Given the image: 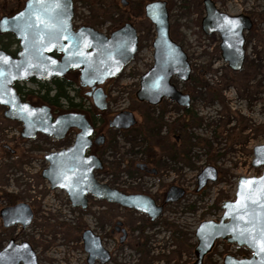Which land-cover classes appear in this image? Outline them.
Returning a JSON list of instances; mask_svg holds the SVG:
<instances>
[{"label": "rangeland", "instance_id": "rangeland-1", "mask_svg": "<svg viewBox=\"0 0 264 264\" xmlns=\"http://www.w3.org/2000/svg\"><path fill=\"white\" fill-rule=\"evenodd\" d=\"M72 1L76 15L92 26L101 25L108 30L125 17L115 0ZM129 1L128 10L136 15L139 51L134 63L112 84L110 114L128 108L135 113L137 126L125 133H108L106 177L100 181L110 184L119 178L127 184V173H133V164L152 158L163 185L175 184L185 189V197L168 205L154 223L143 215L104 202H91L85 212L74 210L65 195L50 191L40 176L46 167L42 158L66 146L68 139L58 144L37 138L20 148L14 145L24 160L0 151V210L25 203L34 216L25 229H5L0 220V250L15 240L29 243L39 264H86L81 234L91 230L103 239V246L111 253L109 264H192L194 231L199 223L220 218V206L234 199L239 177L262 174L264 168H253L251 162L252 149L264 144V0H211L219 11L249 16L253 21V28L245 34V61L239 73L232 72L220 59L219 40L207 38L201 31L203 0H163L168 2L170 27L183 41L192 70L188 83L175 82L190 95L187 114L167 100L161 107L148 108L133 99L139 76L152 59L155 31L143 17V6L151 0ZM15 4L16 0H0V18ZM17 49L14 45L10 51ZM36 89L31 83L29 90ZM74 101H78L76 96ZM2 112L4 108L0 107V116ZM18 136V124L0 118V148L17 143ZM207 166L217 169V181L196 194V177ZM117 222L128 231L123 245L108 236ZM221 250L217 247L204 264H220Z\"/></svg>", "mask_w": 264, "mask_h": 264}, {"label": "water", "instance_id": "water-1", "mask_svg": "<svg viewBox=\"0 0 264 264\" xmlns=\"http://www.w3.org/2000/svg\"><path fill=\"white\" fill-rule=\"evenodd\" d=\"M124 5V0H121ZM204 17L201 30L205 36L218 34L220 37V56L233 72H240L245 60V33L252 28V21L245 15L231 16L219 11L211 0H203ZM144 17L154 27L155 38L152 43L153 67L141 76L140 87L136 98L143 101L149 93L157 95L161 100L168 99L187 107L189 97L182 95L171 83L172 76L177 75L182 81L189 79L190 67L181 46L170 36V23L167 3L155 0L144 5ZM72 0H27L23 9L12 17L2 16L0 34H10L18 45L14 56L0 49V107L4 108V118L22 126L21 137L34 139L37 134L52 137L55 140L65 138L70 129L79 131L71 146L51 152L45 156L47 167L41 177L51 191H63L72 208H85L87 196H91L107 204H115L128 210L143 213L151 221L157 219L162 207H156L153 200L144 196H126L105 184L99 183L94 171L99 169V159L85 157L89 147L91 126L85 117L77 113H65L54 119L46 108H37L23 102L18 95L15 84L30 80L49 82L70 70H80V82L84 86L101 85L106 80L116 78L133 60L137 53V34L131 24H125L110 36H104L91 28L73 30ZM225 18L236 21L235 27H228ZM44 21L49 26L46 27ZM53 52L61 53V59L51 56ZM161 63V78L156 76ZM98 108H104V95L97 90ZM158 99L153 101L156 104ZM137 121L131 112L116 114L109 122V127L116 130H128ZM264 144L252 149L253 168H264ZM218 171L207 166L197 175L196 192H200L207 184L215 183ZM264 178V169L259 177H239L236 192L232 201H224L221 205L222 215L217 221L203 220L194 231L196 245L195 260L192 264H203L205 256L210 253L216 241H225L238 247H246L251 255L236 258L225 255L222 264H264V252H260L247 237L240 232L248 227L244 220L237 218L242 212L237 201L244 203L240 193L241 180ZM252 187L245 185V194ZM259 188V185L256 186ZM185 195L181 187L169 188L166 203H176ZM231 205L232 207H228ZM254 206L249 205L250 210ZM257 212L260 210L257 208ZM250 217H245L247 220ZM3 228L15 226L27 228L33 220L29 205L19 203L0 210ZM121 225V223H118ZM260 225L256 226L259 236ZM84 252L87 264H107L110 261L108 251L101 240L91 230L83 232ZM125 235V231H123ZM124 239V238H123ZM121 240V242L123 241ZM0 264H39L37 255L27 242L18 243L10 240L0 250Z\"/></svg>", "mask_w": 264, "mask_h": 264}, {"label": "flooded vegetation", "instance_id": "flooded-vegetation-1", "mask_svg": "<svg viewBox=\"0 0 264 264\" xmlns=\"http://www.w3.org/2000/svg\"><path fill=\"white\" fill-rule=\"evenodd\" d=\"M26 1L27 0H16V4H15L14 8L8 10L4 15L9 17V18L14 16L20 10L23 9ZM153 1H155V0H153ZM115 2H116V7L118 8V10H121V12L123 11V13H125V17L122 18V19H119L114 24H111V26H110V28L108 30L103 29V27L101 25H99V26H94L93 25L92 26L90 24L84 23L82 21V19L78 15H76L75 12H73V19H72L73 30L77 31V30L83 29V28H91V29L95 30L96 32L101 33L104 36L108 37L111 34L117 32L119 29H121L125 24H131L133 26V28L135 29V32L137 34V47L138 48H137V53L135 54V56H136L138 54V51H139V37H138V33L136 31V24H137L136 15L130 13L129 10H128L130 5H131L129 0H124V3H125L124 5L121 3V0H115ZM166 3H167V10H168V2L166 1ZM143 8H144V6H143ZM143 14H144V10H143ZM239 15H242V14H239ZM235 16H237V15H235ZM247 17H249V16H247ZM202 19H201V21H202ZM75 22H78V25H76ZM200 28H201V22H200ZM252 28H253V21H252ZM205 37H207V38H216L217 40H219V45H220V37H219L218 34L215 33V34H212L210 36H205ZM179 42L180 43H177V42L176 43L179 44L181 46L182 50H183L185 48V45H183V41L181 39H179ZM152 43H153V41H152ZM151 47H152V44H151ZM244 49H245V42H244ZM219 52H220V50H219ZM184 53H185V55L187 57V63L189 64V67H190V63L188 61V55H187V53L185 51H184ZM245 54H246V51H245ZM152 55H153V49H152ZM152 55H151V57H152ZM51 56L53 58H55L56 60H60L62 55H61V53L53 52L51 54ZM135 56H134V58H135ZM134 58L131 61V63L116 78L106 80L101 85H95L93 87L84 86L80 82V78H81L80 70H70V71H68L66 73H63L60 77H56V78L52 79L51 81L56 80V79L64 78V79L73 81L75 83V85H73V86H71L69 88L70 89V93H72V97H74V96H76V94H78L81 97V99H78L77 102L74 101V103H76V107H74V108H70L64 103L58 109L57 108H53V107L42 106V105L37 104L36 102H32L31 103V105L34 106V107L46 108L48 110V112L51 114L53 119L56 116H59V115L65 114V113H77V114H81V115H83L85 117V119L87 120L88 124L91 126V136L89 138L90 139V143H89V147L87 148V150L85 152V157H92V158H95V159H99V161L101 163V166H100L99 169L94 171V176H95V179L101 184H104V183L102 181H100V178L106 177L105 176L106 175L105 174L106 171H105V167H104V160L107 157V152L105 151V145H106L105 143H106V139H107L108 133H110V132H122V133H125V132H127V131H129L131 129H134L137 126V123H136L135 126H133L132 128H130L128 130H122V129L121 130H116V129H113V128L109 127V122L113 119V117L116 114H119V113H122V112H131L134 115V118L136 117L135 113L132 110H129L128 108L125 109V110H121V111H119L118 113H116L114 115L110 114V106L112 104V100L110 99V96L112 94L111 93L112 84L115 82V80L117 78H119L123 74V72L130 65H132L134 63ZM220 59H221V56H220ZM153 65H154V62H153V57H152L150 65L148 66V68H146V70L139 76L138 88L133 93V99H135V101L137 103L144 104L148 108L161 107V103L162 102H164L165 100L170 101V100L164 99V98L161 100L160 98H158L157 95H154L152 93H149L147 98L145 100H143V101H141V100L136 98V93L138 92L139 87H140L141 76L144 75L145 73H147L153 67ZM191 73H192V70H191V67H190L189 79L187 81H182L177 75L172 76V78L170 80V83L182 95H187L189 97V103H188L187 107H182L179 104L170 101L172 103H175L177 106L181 107L182 111L185 114H187L188 111H189L188 107L190 105L191 98H190L189 94L182 92L181 89H179V87L175 84V82H178L180 84L188 83L190 81V79H191L190 78ZM234 73H239V72H234ZM160 74H161V63H160V66H159V70L156 73V76H160ZM160 78H161V76H160ZM51 81H49V82L51 83ZM97 90H100V92L104 95V108L103 109L98 108V106L96 105V100L98 99ZM50 95L52 96L53 92H51ZM157 99H158V102L156 104H152V102L157 100ZM3 117H4V115H3V112H2L0 118H3ZM20 127H21V125L18 124L19 136H18L17 139H15V141L17 140L18 144L17 143L12 144V145H5L4 144L0 148V151L3 154L8 152L9 154L14 156L19 161L21 160L22 155L20 154V150L19 149H15L14 148V145L15 146L18 145V147H19L20 145L24 144L25 142L33 141V140H35L37 138L51 140L52 142H55V143H58V144L59 143H63V142H65L68 139V144L66 146L59 147L56 150V151H58V150H61V149H66L69 146H71L73 144V142H74L75 137L79 133V131L76 130V129H70L67 132L65 138L62 139V140H55L52 137H46V136H43V135H40V134H37V136L34 139H23L21 137L22 127L21 128ZM69 140H70V142H69ZM51 152H49V153H51ZM53 152H55V151H53ZM48 154H46V155H48ZM45 156L42 159H43L44 163H46V167H47V162L45 161ZM25 159L29 160L30 157L26 155ZM154 166H155V159H152V158L148 159L147 161L140 162V163H134L133 167L131 169L133 173H129V174L127 173V177H128V179H127L128 183L127 184L121 182V180L119 178H115L112 181V183L105 184V185H107L109 188H111L113 190H116L117 192H119V193H121L123 195H126V196H144V197L150 198L151 200H153V202L155 203L156 207H160V208L162 207V212H161L160 216L157 219H155L154 221H151L150 217L148 215L143 214V213H139V212H136V211H133V210H128V209H125V208H123L121 206H118V205H115V204H108V205L117 206V207L123 209L124 211H126L128 213H132L134 215L135 214L143 215L145 217V219L149 223H154L155 221L160 220L162 215H163L164 209L168 205L174 204V203H166L165 201L167 199V194H168L169 188L172 187V186H176V185L172 184V185H169L168 187H165L166 185H163L162 176L160 175L159 170L156 167H154ZM42 171H43V169H42ZM42 171H41V173H42ZM41 173H40V176H41ZM206 186L203 189H201L200 192H196V189L194 190V192L196 194H200L206 188ZM177 187H179V186H177ZM196 188H197V180H196ZM183 190L185 191V189H183ZM58 191L62 192L65 195L66 200H67V202L69 204V201H68V198H67L66 194L63 191H61V190H58ZM185 195H186V191H185ZM185 195H184V197H185ZM91 202H95L97 204V203H101V202H104V201L98 200V199L93 198L91 196H87V203L85 205V208H81V207L72 208L71 206L70 207L72 209H74V210H79L80 212H85L87 210V208L90 207ZM104 203H106V202H104ZM8 207H10V206H8ZM118 223H120V222H117L115 224V226H113L112 228L109 229V231H108L109 235L108 236H112V238L115 239L120 245H123L127 241L129 235H128L127 228L122 223H121V225H118ZM84 231H86V230H84ZM123 231H125V235H123ZM83 232H82V234H83ZM82 234H81V242H82V248H83L84 241H83V235ZM96 236H98L100 238L102 246H103V239H101V237L99 235H96ZM122 239H123V241L121 242ZM217 247H220L222 249L218 258H221L225 253H229L228 251H230L231 253L233 252L231 255L236 257V258L249 257L251 255V252L246 247H236V249L230 250V245L226 244L225 241H216L214 246H213V248H212V250L210 251V253H208L205 256L204 260L207 259L210 255H212ZM108 253L110 255V261L107 264H109L111 262V259H112L111 253L109 251H108ZM193 253H194V248H193ZM222 261H223L222 258H221V260H218V262L220 264H222ZM86 264H87V262H86ZM95 264H99V262L96 261ZM203 264H204V261H203Z\"/></svg>", "mask_w": 264, "mask_h": 264}, {"label": "trees", "instance_id": "trees-1", "mask_svg": "<svg viewBox=\"0 0 264 264\" xmlns=\"http://www.w3.org/2000/svg\"><path fill=\"white\" fill-rule=\"evenodd\" d=\"M170 36L174 41L180 43L177 37L174 35L172 27H170ZM4 39H7V41L3 42ZM14 45H17V41L10 34H0L1 50L14 56L16 51H10V49ZM30 82L37 86V89L35 91L28 90L26 92H23L21 87H19L18 85L14 86L17 93L22 97V100L24 102H26V100H29L31 103L36 102L39 105L57 109L60 108L63 103L70 108L76 107V103H74V97H70L69 89L71 86L75 85L73 81L61 78L53 80L51 81V83H40L36 82L35 80H31ZM51 92H53L52 96L50 95ZM76 97L77 99H81L78 94H76Z\"/></svg>", "mask_w": 264, "mask_h": 264}, {"label": "snow or ice", "instance_id": "snow-or-ice-1", "mask_svg": "<svg viewBox=\"0 0 264 264\" xmlns=\"http://www.w3.org/2000/svg\"><path fill=\"white\" fill-rule=\"evenodd\" d=\"M41 23H45L43 20ZM225 24L228 27H235L236 21L228 20L225 18ZM45 26L49 25L45 23ZM264 152V150H259ZM245 185L252 186L248 189V194H245ZM259 185V188L256 186ZM238 195L243 198L244 203L241 205L240 201H237V204L240 206L242 212H237V218L244 220L245 224L248 227L244 228L240 232V236L244 237L247 234L248 240L254 245L257 246L260 252H264V178L257 181L255 179L250 180H241L240 183V193ZM249 205L254 206L251 210ZM228 207H232L229 205ZM260 211L257 212L256 209ZM245 217H250L245 220ZM260 225L259 236L257 237L256 226Z\"/></svg>", "mask_w": 264, "mask_h": 264}, {"label": "built area", "instance_id": "built-area-1", "mask_svg": "<svg viewBox=\"0 0 264 264\" xmlns=\"http://www.w3.org/2000/svg\"><path fill=\"white\" fill-rule=\"evenodd\" d=\"M20 85L23 87L22 88V91L23 92H26V91H28L29 90V88H30V83H20ZM232 249H236V246L235 245H230V250H232ZM230 254H232L230 251H228ZM225 253V252H224ZM222 258V257H221ZM221 258H219L218 260H221Z\"/></svg>", "mask_w": 264, "mask_h": 264}]
</instances>
